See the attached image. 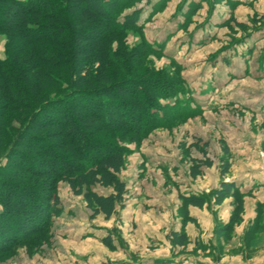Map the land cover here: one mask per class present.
Instances as JSON below:
<instances>
[{"label": "trees", "instance_id": "1", "mask_svg": "<svg viewBox=\"0 0 264 264\" xmlns=\"http://www.w3.org/2000/svg\"><path fill=\"white\" fill-rule=\"evenodd\" d=\"M136 3L0 0V37L5 39V56H0V161L5 160L0 162V261L22 246L33 251L48 240L54 218L63 211L61 182L83 197L91 219L117 215L126 201L128 183L121 173L134 151L130 143L140 145L158 128L171 129L203 109L187 96L179 62L174 60L173 72L155 66L150 55H162L165 46L146 39L142 7L135 8ZM166 3L156 5L147 19ZM192 6L193 14L202 8L199 1ZM261 20L254 16L253 26ZM221 24L250 29L234 15ZM131 32L141 41L130 45ZM209 146L196 137L185 149L202 153L191 159L193 178L214 165ZM222 152L217 188L179 193L182 227L171 231L173 245L190 242L186 226L197 218L189 206L203 207L213 197L216 204L233 199L230 218L216 223V235L231 238L243 223L251 191L225 179L232 166L226 143ZM257 227H248L245 238ZM102 240L113 250L116 242L124 246L116 226Z\"/></svg>", "mask_w": 264, "mask_h": 264}, {"label": "rangeland", "instance_id": "2", "mask_svg": "<svg viewBox=\"0 0 264 264\" xmlns=\"http://www.w3.org/2000/svg\"><path fill=\"white\" fill-rule=\"evenodd\" d=\"M161 1L138 0L135 4V8L142 7L146 39L156 46H165L162 55L150 57L157 68L171 72L177 70L175 61L179 62L181 74L188 81L187 96L192 104L203 109L177 121L171 129L158 128L140 145L130 143L134 151L128 156L122 174L133 186L128 199L135 198V185L142 188L141 196H147L142 200V207L120 208L110 222L101 217L91 220V209L86 208L83 197L74 194L68 183L61 182L59 195L63 211L54 218L48 240H43L33 251L22 246L0 264H264V207L261 205L248 207L243 223L227 238L216 235L214 229L217 222L229 220L232 210H220L213 197L207 211L196 210L200 216L187 229L188 245L175 246L170 241L171 231L182 227L178 194L189 188L202 190L205 185L212 189L219 186L222 143L232 153V166L226 179L239 177L238 183L243 181L242 185L246 186V172L264 167L261 145L264 131L259 127L263 121L258 118L255 122L251 109L247 108L249 102L243 96L239 98L241 92L253 87L257 93L252 104L264 102L259 90L264 88V82L253 78L264 74V0H166L165 8L147 19ZM194 1L201 2L202 8L193 14ZM231 15L247 23L248 32L221 24ZM254 16L262 19L257 21V27L253 26ZM140 41L139 35L129 34L130 45ZM4 42V37H0L1 57L5 56ZM196 137L209 141L208 153L215 163L194 180L189 172L191 159L202 157V153L195 148L188 152L185 149ZM252 137L258 140L256 148L250 143ZM152 195H171L172 207H150ZM255 224L258 227L246 239L247 228ZM115 226L122 231L124 246L116 242L118 247L113 250L102 239Z\"/></svg>", "mask_w": 264, "mask_h": 264}, {"label": "crops", "instance_id": "3", "mask_svg": "<svg viewBox=\"0 0 264 264\" xmlns=\"http://www.w3.org/2000/svg\"><path fill=\"white\" fill-rule=\"evenodd\" d=\"M262 35H264V33H262ZM251 53H253V51L251 52ZM251 66V65H250ZM247 68V67H246ZM262 68H264V64H263V66H262ZM253 78H255V79H257V80H260V81H263L264 82V74L263 75H261V76H257V77H255V76H253ZM260 91H261V95L262 96H264V88H261V89H259ZM240 93V92H239ZM255 93H257V91L253 88V87H251V88H249L248 90L246 89L245 90V92H241L240 93V95H239V98H241V96H243L249 103H248V107L247 108H250L251 109V114L253 115V118L255 119V122H258L259 120H258V118L260 119V120H262V121H260V122H262L261 124H260V126L259 127H261V129L264 131V102L263 101H260V102H258V103H256V104H252V102H254L253 100H255L254 99V96L253 95H255ZM235 95H236V97L238 98V93H236L235 92ZM263 99V98H262ZM261 99V100H262ZM256 116V117H255ZM252 118V119H253ZM257 126V125H256ZM251 127L252 128H255L254 127V125L253 124H251ZM259 127H257L258 129H259ZM249 129H247V131H248ZM252 142H251V140H250V143H251V145L254 147V148H256L258 145H259V143L258 144H256L255 143V141H258V140H254V137H252ZM262 140H263V142L261 143V145H262V148H264V137L262 138ZM249 143V144H250ZM262 152V151H261ZM144 162V160H143V158H142V160H141V163H143ZM206 168L207 167H205L204 168V172L206 171ZM248 168V167H247ZM124 171V170H123ZM123 171H122V173H123ZM121 173V176H122V178L128 183V185H127V187H128V190H127V194H126V201H125V206H124V208L123 209H129L130 207H142L141 206V203H144V202H142V200L143 199H145V197L147 198V196H141V194L143 193L142 192V188L141 187H139V186H137V185H135V190H134V193H135V198L133 197L132 199H128V194L131 192V188L133 187V186H131V184H129V182L127 181V179L126 178H124V176H123V174ZM204 174H202L201 176H198V177H196V178H193L192 176H191V178L192 179H194V180H196V179H198V178H200V177H202ZM219 178V177H218ZM239 177H236V176H232V177H228V179H226V177H225V179L226 180H235L237 183H238V181H239V179H238ZM244 182H246V186H243L242 185V183H243V181H241V182H239L238 184L241 186V188L242 189H244V190H246V189H249L250 191H251V194H249V195H247L246 197H245V213H246V210H247V208L248 207H258V205L259 204H261V206L262 207H264V193H263V189H264V167L262 166L261 168H256V170L255 171H251V170H249V172H246V175H245V177H244ZM262 179V180H261ZM220 180L221 179H219V183H220ZM260 181V182H259ZM210 186H208V185H205L203 188H202V190H197V189H187V190H185V191H181V192H184V193H187V192H196V193H201V192H208V191H210L213 187H210ZM104 190H106V191H104ZM101 191H103V192H110V189H102L101 188ZM262 191V192H261ZM144 194V193H143ZM171 195H173V194H171ZM167 196V195H162V196H151L150 198H149V202L151 201V203H148L149 204V206L150 207H163V208H167V207H172L171 206V204H170V202H169V198H172V196ZM178 198H179V194H178ZM148 200V199H147ZM179 200V204H178V206L177 207H180L181 206V199L179 198L178 199ZM232 198H227V199H225V201L222 203V204H217L219 207V209L221 210V209H223L224 210V208H225V211H227V210H232V208H233V205H232ZM227 202V203H226ZM226 204H228V205H226ZM208 205H209V203H207V204H205L203 207H199V206H194V205H190L189 206V210H190V214L192 215V216H194L195 218H197V220H198V217L200 216L199 215V213L198 212H204L203 210H204V208H205V210L207 211V207H208ZM221 206V207H220ZM87 209H89L88 207H86ZM217 208V209H218ZM90 210V209H89ZM196 210H198V212L196 211ZM245 213H244V216H245ZM231 214V213H230ZM230 214H229V216H230ZM115 215H113L110 219H106L105 218V216H104V214H99L96 218H93V219H91V220H96V219H98V217L100 218H103L105 221H108V222H110V221H112L113 220V217H114ZM228 216V219L230 218ZM121 217V216H120ZM227 219V220H228ZM226 220V221H227ZM245 220V219H244ZM180 222L182 223V218H180ZM193 223H195V222H188L187 223V226H186V228L189 230L190 229V227H191V225L193 224ZM180 229V228H179ZM177 230V229H176ZM188 232V231H187ZM189 234V233H188ZM189 237H190V235H189Z\"/></svg>", "mask_w": 264, "mask_h": 264}]
</instances>
